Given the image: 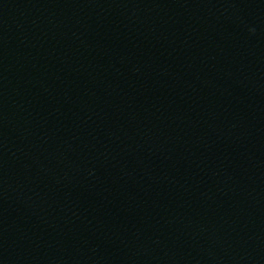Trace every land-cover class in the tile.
I'll use <instances>...</instances> for the list:
<instances>
[{
    "label": "water",
    "instance_id": "obj_1",
    "mask_svg": "<svg viewBox=\"0 0 264 264\" xmlns=\"http://www.w3.org/2000/svg\"><path fill=\"white\" fill-rule=\"evenodd\" d=\"M0 264H264V0H0Z\"/></svg>",
    "mask_w": 264,
    "mask_h": 264
}]
</instances>
